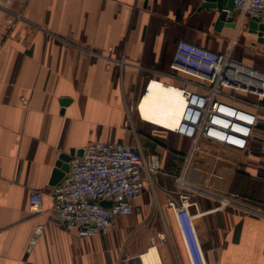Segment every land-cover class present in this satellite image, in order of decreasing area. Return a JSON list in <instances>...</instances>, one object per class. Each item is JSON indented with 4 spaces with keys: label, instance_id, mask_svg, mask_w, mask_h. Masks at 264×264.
Returning a JSON list of instances; mask_svg holds the SVG:
<instances>
[{
    "label": "crops",
    "instance_id": "1",
    "mask_svg": "<svg viewBox=\"0 0 264 264\" xmlns=\"http://www.w3.org/2000/svg\"><path fill=\"white\" fill-rule=\"evenodd\" d=\"M202 2L0 0V264L120 263L125 238L103 235L122 230L127 216L116 217L106 233L85 237L51 220L50 190L63 178L52 183L56 162L60 154L95 141L138 143L156 152L146 147L153 135L146 125L174 130L182 110L174 86L183 83L171 69L177 42L224 53L240 31L257 41L236 18L233 27H217L220 9ZM258 43L264 51V43ZM149 79L138 106L141 119L136 104ZM62 99L68 102L62 105ZM176 140L169 158L158 150L162 171L167 164L164 174L173 179L192 145L181 135ZM259 162L263 155L200 138L188 177L264 206V181L256 177ZM33 190L43 192L39 213L27 209ZM143 192L131 214L142 212ZM166 213L174 228L169 242L160 233L150 242L160 264H189L173 214ZM197 219L207 264H264V219L230 208Z\"/></svg>",
    "mask_w": 264,
    "mask_h": 264
},
{
    "label": "built area",
    "instance_id": "2",
    "mask_svg": "<svg viewBox=\"0 0 264 264\" xmlns=\"http://www.w3.org/2000/svg\"><path fill=\"white\" fill-rule=\"evenodd\" d=\"M232 10L236 21L264 23V0H233ZM230 52V47L218 53L180 40L171 63L173 77L183 83V86L171 85L179 90L183 107L177 129L159 127L192 142L174 177V190L166 191V203L189 264H207L195 226L198 217L230 208L264 219V206L215 188L207 180L195 182L188 177L192 150L200 138L264 156V117L261 115L264 113V70L233 58ZM152 81L149 79L136 104L141 119L138 106ZM179 156L175 154V158ZM68 164V171L50 190V216L55 224L84 237L106 233L116 217L130 215L134 201L162 170L159 154L145 155L140 144L123 142H89L83 147L82 155L72 156ZM256 177L264 181V162L257 165ZM198 197L213 206L200 208ZM42 200V191H31L27 200L29 212H41ZM103 201L109 205L102 204Z\"/></svg>",
    "mask_w": 264,
    "mask_h": 264
},
{
    "label": "rangeland",
    "instance_id": "3",
    "mask_svg": "<svg viewBox=\"0 0 264 264\" xmlns=\"http://www.w3.org/2000/svg\"><path fill=\"white\" fill-rule=\"evenodd\" d=\"M230 46V55L233 58L242 60L243 62L255 68L264 70V51H262V45L258 43L254 39V37L245 35L242 31H240L237 37H235L234 42L230 44ZM146 127L147 132H150V134L153 133L152 136L149 135L150 137H148L149 140L146 142V147L150 148L151 150H156L157 154L159 151L163 153L166 152L167 158H169V152L176 149L175 143L177 142L176 138L179 137V134L176 135L175 133L168 132L164 135L163 133H161L160 129L162 128L160 127H156L150 124L146 125ZM184 147L185 144L181 143L178 148L179 151L181 152L182 150H184ZM144 153L145 155H148V152L146 150L144 151ZM165 169H170L167 164L165 165V167H163V171L161 170L163 174L157 173L156 175H159V179L161 178V181H164L162 185L163 188H165V185L167 190H163L162 186H160L155 179L156 175L153 176L152 185L147 184L146 189L143 192L144 207L142 212L133 213L130 216H127V218H125V225L122 230L115 229L113 233L103 235L123 236L125 238L124 246L126 245V247L123 248L122 254L120 255L121 258L119 264H142L141 254L149 247L155 246L154 244H151L150 240L152 239V237L156 238L157 233L163 235L162 237L160 235L158 237L163 238L164 243L169 242L168 236L172 234L174 228L169 215L166 213L169 209L166 203V191L175 188V186H173V177L164 174ZM152 188L155 190L156 196L158 198V207L152 197ZM162 190L165 193L161 194V200L159 197V193H161ZM197 200L199 205L202 207L207 206V208H211L213 206V204L208 200L199 197L197 198ZM196 223H198V219L195 220V224ZM135 255H138V262L125 261L126 259L131 258Z\"/></svg>",
    "mask_w": 264,
    "mask_h": 264
},
{
    "label": "water",
    "instance_id": "4",
    "mask_svg": "<svg viewBox=\"0 0 264 264\" xmlns=\"http://www.w3.org/2000/svg\"><path fill=\"white\" fill-rule=\"evenodd\" d=\"M201 6L203 7H217L220 9L219 11V19L217 22V27L226 24L228 26H234L235 25V15L232 10L233 8V0H203L201 3ZM246 29L248 32L253 33L257 37L258 42L264 43V23H256L254 21H248L246 23ZM66 102H68L67 99H62L61 103L62 105H65ZM83 148L79 149H70L68 154H60L59 158L56 162V169L54 171V177L52 180V183L59 177H62L65 175V173L68 171L69 167V160L72 156L80 157L82 155ZM104 205H109V202L103 201L101 202ZM125 261H135L138 262V255H135L131 258L126 259Z\"/></svg>",
    "mask_w": 264,
    "mask_h": 264
},
{
    "label": "bare ground",
    "instance_id": "5",
    "mask_svg": "<svg viewBox=\"0 0 264 264\" xmlns=\"http://www.w3.org/2000/svg\"><path fill=\"white\" fill-rule=\"evenodd\" d=\"M181 104H182V102H181ZM181 106L183 107V105H181ZM181 112H182V110H181ZM181 112L178 113V116H177L178 120H179V117L181 115ZM178 124H179V121L177 123L176 128H174V130L177 129ZM152 197H153L154 202L156 203V205L158 207L159 206L158 198H157L155 190L153 188H152ZM141 262H142V264H160V258L158 256V253L155 250V246L149 247L147 250H145L141 254Z\"/></svg>",
    "mask_w": 264,
    "mask_h": 264
}]
</instances>
